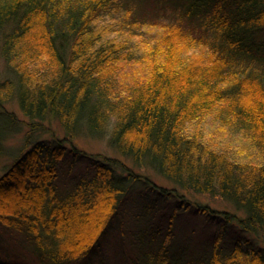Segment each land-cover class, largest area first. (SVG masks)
Returning <instances> with one entry per match:
<instances>
[{
	"label": "trees",
	"instance_id": "1",
	"mask_svg": "<svg viewBox=\"0 0 264 264\" xmlns=\"http://www.w3.org/2000/svg\"><path fill=\"white\" fill-rule=\"evenodd\" d=\"M0 59V264H264V0H0Z\"/></svg>",
	"mask_w": 264,
	"mask_h": 264
},
{
	"label": "rangeland",
	"instance_id": "2",
	"mask_svg": "<svg viewBox=\"0 0 264 264\" xmlns=\"http://www.w3.org/2000/svg\"><path fill=\"white\" fill-rule=\"evenodd\" d=\"M2 68H3V63H2V60L0 59V72H1ZM9 107H10V109L16 111V113L19 115V111L17 110V107L15 105L9 103L8 108ZM77 140H78L77 141L78 145L80 147L86 149V150L99 151V152H101V151L102 152H110L111 151L110 153L116 154V153H114L112 148H110V150H109V148H107L108 147L107 146V140L104 138L100 139V138L79 137ZM157 180H158V182H162V181H160L159 178H157ZM178 222H179V224L183 225L185 221H178ZM185 224L189 225L190 223L186 221ZM191 224H192V222H191ZM104 246L105 245H103L102 247L104 248ZM104 250H105V252L104 253L102 252V254L107 256V254H106L107 249L104 248Z\"/></svg>",
	"mask_w": 264,
	"mask_h": 264
}]
</instances>
